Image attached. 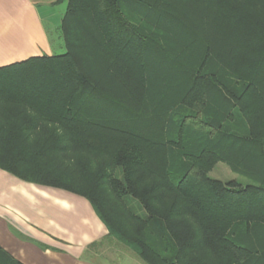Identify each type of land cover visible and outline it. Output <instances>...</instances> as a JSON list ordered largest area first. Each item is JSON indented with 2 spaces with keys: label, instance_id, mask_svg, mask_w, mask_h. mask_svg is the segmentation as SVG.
I'll return each mask as SVG.
<instances>
[{
  "label": "trees",
  "instance_id": "obj_1",
  "mask_svg": "<svg viewBox=\"0 0 264 264\" xmlns=\"http://www.w3.org/2000/svg\"><path fill=\"white\" fill-rule=\"evenodd\" d=\"M62 2L65 53L0 67V169L86 198L89 248L264 264V0Z\"/></svg>",
  "mask_w": 264,
  "mask_h": 264
},
{
  "label": "crops",
  "instance_id": "obj_2",
  "mask_svg": "<svg viewBox=\"0 0 264 264\" xmlns=\"http://www.w3.org/2000/svg\"><path fill=\"white\" fill-rule=\"evenodd\" d=\"M60 0H0V67L65 53ZM108 230L84 197L0 169V247L21 264H92Z\"/></svg>",
  "mask_w": 264,
  "mask_h": 264
},
{
  "label": "rangeland",
  "instance_id": "obj_3",
  "mask_svg": "<svg viewBox=\"0 0 264 264\" xmlns=\"http://www.w3.org/2000/svg\"><path fill=\"white\" fill-rule=\"evenodd\" d=\"M210 177L224 183L242 180L224 163H218L211 171ZM87 261L92 264H143L132 251L115 239L105 240L98 246L89 248Z\"/></svg>",
  "mask_w": 264,
  "mask_h": 264
}]
</instances>
